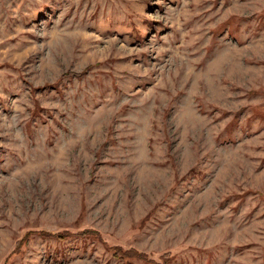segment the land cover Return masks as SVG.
I'll return each instance as SVG.
<instances>
[{
	"label": "rangeland",
	"instance_id": "1",
	"mask_svg": "<svg viewBox=\"0 0 264 264\" xmlns=\"http://www.w3.org/2000/svg\"><path fill=\"white\" fill-rule=\"evenodd\" d=\"M0 264H264V0H0Z\"/></svg>",
	"mask_w": 264,
	"mask_h": 264
},
{
	"label": "trees",
	"instance_id": "2",
	"mask_svg": "<svg viewBox=\"0 0 264 264\" xmlns=\"http://www.w3.org/2000/svg\"><path fill=\"white\" fill-rule=\"evenodd\" d=\"M115 250V249H114ZM115 255L116 256H118V257H120L121 258V256H123V257H127L125 254H122V253H119L117 250H115ZM167 260H168V258H166L165 260H164V262H167Z\"/></svg>",
	"mask_w": 264,
	"mask_h": 264
}]
</instances>
